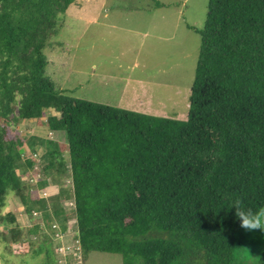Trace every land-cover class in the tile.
<instances>
[{
	"label": "trees",
	"instance_id": "trees-1",
	"mask_svg": "<svg viewBox=\"0 0 264 264\" xmlns=\"http://www.w3.org/2000/svg\"><path fill=\"white\" fill-rule=\"evenodd\" d=\"M73 1L0 0V209L16 196L30 219L37 211L43 218L24 230L6 209L3 237L25 242L72 219L76 230L64 242L78 237L82 253H121L123 264H264V242L238 257L250 241L231 209L237 198L264 206V0H207L203 25L187 24L200 44L185 118L57 87L43 48ZM33 108L58 111L43 125L67 140H47L37 158L10 138ZM20 159L27 169L37 164L36 182L21 178ZM52 180L58 192L41 195ZM45 240L44 264H56Z\"/></svg>",
	"mask_w": 264,
	"mask_h": 264
},
{
	"label": "rangeland",
	"instance_id": "rangeland-1",
	"mask_svg": "<svg viewBox=\"0 0 264 264\" xmlns=\"http://www.w3.org/2000/svg\"><path fill=\"white\" fill-rule=\"evenodd\" d=\"M158 1L160 4L156 0H74L43 48L46 73L60 90L76 97L185 118L200 44L199 33L187 24L203 25L207 0ZM48 113L59 112L33 108L29 118L14 125L10 138L16 147H23V156L39 157L47 140L67 143L64 131L43 125ZM62 154L69 159L67 147ZM18 169L25 170L22 179L33 183L41 176L37 164L27 169L24 159L18 161ZM63 182L71 188L68 179ZM58 188L52 180L41 195L57 193ZM68 199L67 195L61 197L65 205ZM6 200L0 214L11 209L24 230L32 222L43 223L39 211L29 218L18 197L10 195ZM64 221L68 233L63 239H71L77 225L72 219ZM54 232L44 227L30 240L19 242L5 239L0 229V264H44L45 252L38 250L44 239L53 245L56 264H74L72 257L63 259L56 252ZM245 238L250 244L238 253L240 259L252 255L264 242V231H246ZM81 259L79 264H123L121 253L110 251L87 250Z\"/></svg>",
	"mask_w": 264,
	"mask_h": 264
},
{
	"label": "clouds",
	"instance_id": "clouds-1",
	"mask_svg": "<svg viewBox=\"0 0 264 264\" xmlns=\"http://www.w3.org/2000/svg\"><path fill=\"white\" fill-rule=\"evenodd\" d=\"M235 209V217L239 221V226L245 231H264V206L256 209L246 208L239 198L231 203V209Z\"/></svg>",
	"mask_w": 264,
	"mask_h": 264
},
{
	"label": "built area",
	"instance_id": "built-area-1",
	"mask_svg": "<svg viewBox=\"0 0 264 264\" xmlns=\"http://www.w3.org/2000/svg\"><path fill=\"white\" fill-rule=\"evenodd\" d=\"M68 204L73 205V198H70V200L68 199ZM52 226L55 227L54 234L57 235L58 240L60 239L59 240L60 243L55 247L56 252L59 253L58 255H60V256L62 255L63 259H66L67 257L70 259L72 257L73 260H71V261H73L72 263H74V264L81 263L82 253H81V248L79 245V238L74 237L73 243H71V242L66 243L63 241V238H64V235H66L68 233L67 229L63 230L60 225L56 226V223L52 224ZM75 230H76V228H75ZM67 255H70V256H67Z\"/></svg>",
	"mask_w": 264,
	"mask_h": 264
},
{
	"label": "crops",
	"instance_id": "crops-1",
	"mask_svg": "<svg viewBox=\"0 0 264 264\" xmlns=\"http://www.w3.org/2000/svg\"><path fill=\"white\" fill-rule=\"evenodd\" d=\"M54 131V130H53Z\"/></svg>",
	"mask_w": 264,
	"mask_h": 264
}]
</instances>
